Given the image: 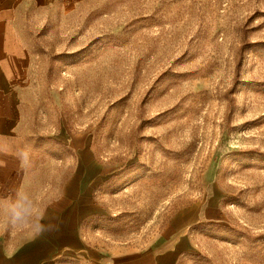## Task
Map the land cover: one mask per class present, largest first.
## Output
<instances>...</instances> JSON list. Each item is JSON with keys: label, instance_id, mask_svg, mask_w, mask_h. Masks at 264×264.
<instances>
[{"label": "rangeland", "instance_id": "rangeland-1", "mask_svg": "<svg viewBox=\"0 0 264 264\" xmlns=\"http://www.w3.org/2000/svg\"><path fill=\"white\" fill-rule=\"evenodd\" d=\"M7 1L0 147L20 153L2 162L31 165L0 169V209L18 192L41 209L81 147L97 162L81 221L93 248L176 231V264H264V0ZM38 238L0 221L10 259Z\"/></svg>", "mask_w": 264, "mask_h": 264}, {"label": "crops", "instance_id": "crops-1", "mask_svg": "<svg viewBox=\"0 0 264 264\" xmlns=\"http://www.w3.org/2000/svg\"><path fill=\"white\" fill-rule=\"evenodd\" d=\"M12 11V6L7 0H0V42L6 36L2 33V27H6L8 32L10 26L13 25ZM1 54L0 49V61ZM10 73L8 68L0 65V94H6L12 86L14 87L12 84L13 77ZM11 128H13V124L12 127L11 124H8L5 129L6 132L8 135L11 133L15 135ZM77 148L78 160L74 163L73 171L67 179L62 178L59 189L54 191L55 193L51 198L48 195L41 207V209H47L48 219L45 223H50L51 227L38 238V241L29 245L27 253H21L16 259H10L0 247V264H53L54 257L59 255L83 256L95 264H176L180 254L184 252L180 248L182 243L188 241L182 234L180 238H177L176 231L171 235L163 236L159 243L154 244L156 248L152 245L143 250L100 251L91 246L90 241L81 233V221L86 210L91 207V196L94 199L93 187L97 174V162L90 149ZM17 153H20L17 148L10 150V148L1 149L0 147V169L30 168L31 163H28L27 166L24 162V166L21 164L17 166L14 163L5 164L2 162L3 158L11 159L12 157L14 161H17ZM81 154L90 155L88 165L92 164L93 171L84 172L87 168V161H81V167L84 170L82 172L80 167ZM188 216L189 211L183 210L173 222L178 224Z\"/></svg>", "mask_w": 264, "mask_h": 264}, {"label": "clouds", "instance_id": "clouds-1", "mask_svg": "<svg viewBox=\"0 0 264 264\" xmlns=\"http://www.w3.org/2000/svg\"><path fill=\"white\" fill-rule=\"evenodd\" d=\"M26 157L21 156V164L23 165ZM47 217V209H38L33 197L30 193H17L14 201H9L0 209V221L7 222L12 226L27 225L31 229V238L40 237L50 227V223H45Z\"/></svg>", "mask_w": 264, "mask_h": 264}]
</instances>
